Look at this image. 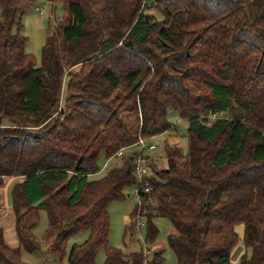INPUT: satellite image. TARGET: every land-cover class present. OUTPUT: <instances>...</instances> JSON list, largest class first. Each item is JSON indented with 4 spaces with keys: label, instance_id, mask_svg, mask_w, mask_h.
<instances>
[{
    "label": "trees",
    "instance_id": "obj_1",
    "mask_svg": "<svg viewBox=\"0 0 264 264\" xmlns=\"http://www.w3.org/2000/svg\"><path fill=\"white\" fill-rule=\"evenodd\" d=\"M60 1L65 15L35 67L19 32L32 0H0V191L22 180L10 193L19 247L0 231V264L39 251L41 212L60 264H97L101 249L103 264H164L149 248L108 246V207L137 185L136 154L90 177L100 153L109 160L171 130L169 109L188 121V153L165 146L167 168L145 182L124 238L143 217L153 244L152 220L163 218L177 264H231L242 225L250 255L239 264H264V0Z\"/></svg>",
    "mask_w": 264,
    "mask_h": 264
},
{
    "label": "rangeland",
    "instance_id": "obj_2",
    "mask_svg": "<svg viewBox=\"0 0 264 264\" xmlns=\"http://www.w3.org/2000/svg\"><path fill=\"white\" fill-rule=\"evenodd\" d=\"M32 3V6L23 14L21 18V28L19 32L27 39V43L25 45L26 53L32 55L34 59V66L40 67L41 51L45 43L47 33H51L55 29L56 23H59L63 19L65 12L64 6L60 0H32ZM39 10H43L42 15H39ZM167 121L172 125L171 130L149 139V143L155 146V150H153V152L145 153V156L151 159L149 162L151 167H148V177H151L154 170L160 171L167 168L165 146L168 145L170 147H177L183 154L188 153V121L182 119L179 116L178 111L172 109H169L167 112ZM133 151L138 150L133 148ZM126 152L130 153L131 150L130 152L129 150ZM120 161L121 159L116 156L107 160L103 153H100L97 160L99 171L95 175L91 176L90 180L93 181L102 178L109 170L119 165ZM103 166H105V170H102ZM136 192L137 185L132 186L125 191V199L123 201L113 202L109 205L108 246L112 249L122 251L125 255L138 252L141 249L145 250L149 248L152 253L160 252L162 254V257L165 260L164 264H177L176 257L167 244V237L174 233V229L167 219L154 218L152 220L158 230V235L153 244L145 245L146 220L143 217L136 220V224L134 226L136 235L134 236V239L130 241L129 238H124L125 226L129 222L130 215L139 204ZM170 194L174 199H176V194L173 192ZM7 198L8 203H10V194H8ZM38 202L39 201H35L34 205H37ZM5 210L7 209L3 206L1 208V213L3 212L5 214ZM8 225L9 224L5 223V220L3 219L1 226L3 229V237L5 233L6 244H9V238H12L10 232L11 228H9ZM47 226L48 220L46 213L41 212L38 222L31 231L37 239L40 249L39 251L33 253H29L21 249V256L24 264H60L55 257L48 254V249L43 241ZM235 230L239 235V241L231 252V264H239L242 256L250 255V249L245 248L243 243L244 227L239 225L235 228ZM86 238V233L72 238L68 243L67 251H69L73 245L83 243ZM15 246L16 245H13V247ZM18 247L17 243V248ZM95 260L97 264L104 263V249L99 250ZM61 264H66V260L64 259Z\"/></svg>",
    "mask_w": 264,
    "mask_h": 264
},
{
    "label": "built area",
    "instance_id": "obj_3",
    "mask_svg": "<svg viewBox=\"0 0 264 264\" xmlns=\"http://www.w3.org/2000/svg\"><path fill=\"white\" fill-rule=\"evenodd\" d=\"M43 14V10H39V15ZM133 148L138 151H132ZM155 149V146L149 143V139H139L134 145L128 147L127 149H121L117 152L116 157L120 158L122 155L129 150L130 153H135L136 155L132 158L133 163V177L137 183V196L139 200V204L141 206V197L140 194H148L149 189L145 187V182L149 179L148 177V167L146 165L145 153L151 152ZM105 166H103L102 170H105ZM150 202V201H149ZM152 205V202H150ZM139 228V227H138Z\"/></svg>",
    "mask_w": 264,
    "mask_h": 264
},
{
    "label": "crops",
    "instance_id": "obj_4",
    "mask_svg": "<svg viewBox=\"0 0 264 264\" xmlns=\"http://www.w3.org/2000/svg\"><path fill=\"white\" fill-rule=\"evenodd\" d=\"M133 152V150L131 151ZM153 152V151H151ZM146 163H149L151 161V159L149 157H146ZM21 180L20 179H11L9 181L6 182L4 188L2 191H0V204L3 206L6 207L7 210L6 213L4 214L3 212L1 213V216H0V231L2 232L3 229H2V221L3 219L5 220V223H8L9 225V228L10 229V232H11V236L12 238L10 237L9 238V244H7V246H9L10 248H17V243H18V240H17V237L15 235V231H14V223H15V219H14V215L11 211V201L10 203H8V194H10V191L12 190L13 186L17 183H20ZM3 235V233H2ZM4 241H5V233H4V237H3ZM16 240V242H15ZM6 243V241H5ZM13 245H16L15 247H13ZM18 246H19V243H18Z\"/></svg>",
    "mask_w": 264,
    "mask_h": 264
}]
</instances>
